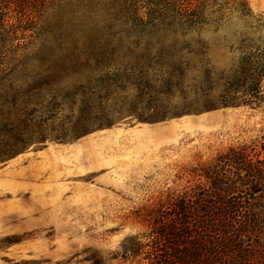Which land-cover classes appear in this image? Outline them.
Masks as SVG:
<instances>
[{"label":"rangeland","instance_id":"obj_1","mask_svg":"<svg viewBox=\"0 0 264 264\" xmlns=\"http://www.w3.org/2000/svg\"><path fill=\"white\" fill-rule=\"evenodd\" d=\"M7 1L17 11L0 31V264H152L157 231L183 214L201 226V199L249 202L243 243L224 249L221 264L237 263L238 250V264H264V194L230 162L264 159V99L223 105L242 43L264 46V0H245L247 16L239 0H200L214 21L186 40L117 43L131 51L63 80L35 56L84 0ZM186 46L194 52H176ZM100 79L102 99L83 113L82 94L68 93Z\"/></svg>","mask_w":264,"mask_h":264},{"label":"trees","instance_id":"obj_2","mask_svg":"<svg viewBox=\"0 0 264 264\" xmlns=\"http://www.w3.org/2000/svg\"><path fill=\"white\" fill-rule=\"evenodd\" d=\"M7 0H0V31L6 32V21L10 13L17 9L8 8ZM19 6L17 5V8ZM238 8L242 14L250 13L247 2L239 0ZM19 11V10H18ZM207 14L206 3L200 0H84L79 9H70L59 16L55 28L35 56L39 69L47 72L50 77L64 79L71 73L78 74L83 68L97 69L105 67L115 61L121 52H130V48L123 50L117 43L125 44L143 40H168L182 38L186 40L193 32L214 21ZM185 44H189L185 43ZM194 52L189 46L182 50ZM203 49L200 50L202 52ZM241 67L234 77L224 81V106H242L260 103L264 99L262 87L264 82V46H257L250 39L242 43ZM121 68H116L119 72ZM172 73L182 77L183 65L172 66ZM126 72L129 69L125 70ZM112 73L111 71L109 72ZM115 74V73H113ZM208 84H212L210 71L207 70ZM102 79L96 80L95 85L81 83L76 86L74 96H83V113H91L97 100L102 99ZM215 83H218L215 82ZM234 93V97L230 96ZM241 93V96L239 94ZM139 118L144 116L138 115ZM98 124L97 126H104ZM85 127L81 134L86 133ZM238 152V151H236ZM239 153V152H238ZM249 157V155H247ZM244 168L236 159L230 162L237 169L246 172L251 182L250 190L264 194V159H252ZM243 200H233L218 204L200 200L198 218L199 225H191L186 214L182 216L181 225H172L169 229L156 232L157 245L153 252L152 264H221L224 249H237L243 243L240 231L245 228L242 218L248 213ZM231 217V220L229 218ZM235 221V223H234ZM229 222L231 228H227ZM239 224L236 228L235 225ZM245 224V223H244ZM224 227L225 237L218 236L211 240V235L203 234L202 228ZM217 236V235H216ZM209 237V238H206ZM235 264L239 263V250L231 257ZM242 258V257H241Z\"/></svg>","mask_w":264,"mask_h":264}]
</instances>
